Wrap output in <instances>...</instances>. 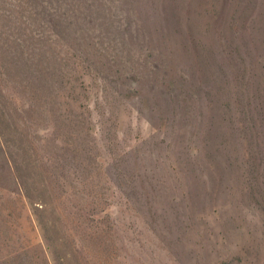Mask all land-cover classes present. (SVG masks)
<instances>
[{"label":"rangeland","instance_id":"obj_1","mask_svg":"<svg viewBox=\"0 0 264 264\" xmlns=\"http://www.w3.org/2000/svg\"><path fill=\"white\" fill-rule=\"evenodd\" d=\"M0 264H264V0H0Z\"/></svg>","mask_w":264,"mask_h":264}]
</instances>
